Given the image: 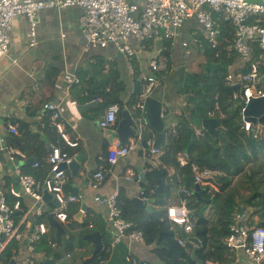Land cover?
<instances>
[{"label":"crops","instance_id":"obj_1","mask_svg":"<svg viewBox=\"0 0 264 264\" xmlns=\"http://www.w3.org/2000/svg\"><path fill=\"white\" fill-rule=\"evenodd\" d=\"M249 1L262 2L263 0ZM82 13L83 10L79 6L62 9L45 8L41 10L37 16L38 41L35 46L29 45L28 35L31 24L28 18L24 15H18L13 22L10 31V50L6 55L0 58V158L5 173L2 187L4 188L7 184V178L12 176L14 180L12 188L14 190H20L18 177L16 175V166L19 165V161L17 164L16 161L11 160L9 153L10 147L7 144L10 135L14 134L9 131L10 125H17L19 133L20 131L21 133L26 131L28 127L30 128V145L37 153H32L27 159L20 161L27 162L30 158H35L38 166H36V163H26L22 167H25L24 170L29 172V174L31 172L39 173L41 177L38 179L43 180L51 175V167L47 158L53 148H61L64 152H67L71 158L84 152L85 156H82V167L79 171H73L69 167L64 166L68 175L66 192L68 195L78 198L76 201V203H78V210L74 217L75 220L78 223L89 222L103 227V230L97 227L94 231H99L101 233L103 246L105 242H110L111 255L108 261L109 264H159L157 256L153 252V245L131 241L127 238L117 243L113 242L110 235L111 223L109 221V210L107 207L97 203L94 197L96 195L107 196L119 188L120 190H125V195L132 202L134 197H140L139 195L143 189L139 180H137L134 175L131 180H127L126 177L131 173H136L138 176H141V180L143 181L142 175H144L145 180L143 182H145L146 169L149 166L148 162L154 164V166H158L161 163V159L159 158V163L155 162V158L151 161L148 160L149 156L143 154L142 149L144 146L140 143L136 151L119 159L114 166H111V169L106 173L105 183L99 189L93 187L95 171L99 169L102 161L107 162L109 147L119 141V139L116 138L111 142V136L114 135V137H116L115 133L121 119V114L117 116L115 125L109 128V130H111L110 133H107V129L101 128L99 121L105 112L96 116L93 110H88V107L96 105L97 102H90L87 104L81 103L82 94L80 91L81 79L79 77V71L81 69L84 71L91 69V65L96 63V60L99 59L117 60L122 72V79L126 81V91L122 98L127 103V100L132 99L131 95L134 93L136 81H142V79L150 73L151 63L154 61L157 62L159 69L164 68L166 63H160L161 56L157 55L159 50L152 54L148 53L147 50H150L156 43H140L136 38H130V41L136 47V54L133 57L122 54L113 44H110L106 48H88V42L79 22ZM217 15L218 16L214 17L217 19L220 27L219 29L221 30L222 21L224 22L227 20L223 15ZM228 23L233 28L235 36L234 26L230 22ZM199 36L207 37L198 20L194 17L183 25L177 37L171 39V46L169 49L172 50L171 55L173 58L172 75L164 81L163 85H159L153 93L154 97L163 101L166 127L175 128L179 123V115L182 112H187L184 98L177 93L180 85V73L183 70H189L187 67L181 69L183 65L181 60L186 54H183V48L186 47V44L193 42V45L198 49L197 46L199 42L197 38H199ZM157 43L160 48L161 43ZM230 48L235 51L233 44L230 45ZM160 49L162 50V48ZM165 49H167L166 46ZM198 52L200 51L198 50ZM262 53L264 54L263 51ZM178 56L179 64L177 61ZM157 58H159V61ZM245 68L246 64L238 54V61L230 68L227 78L228 83L229 79H236L238 73L243 74ZM178 70L179 77L177 75ZM136 73L140 74L137 80L135 79ZM175 75H177L178 80L174 78ZM75 78L79 80L76 81ZM49 101L61 103V121L64 126V131L70 140L77 142L76 146L69 145L63 138V135L52 124L51 126L53 127L46 125V117H44V114L48 112L42 111V103ZM39 108H41L40 111H36V109ZM126 108L134 115V108ZM202 122L200 124L201 126L197 127L201 130L203 129ZM254 125L255 129H259V124ZM263 130L264 127H262L260 132ZM155 139L156 137L154 138V142ZM160 156L161 153L159 154V157ZM181 156L187 158L188 154L182 153L179 157ZM251 167L252 166L248 165L244 169V173L233 177L231 188L236 200L241 204H244L245 200H247L251 194L255 193V191L249 188L253 180L257 182L256 185L258 189L264 192V155L261 156L258 162L254 163V167L257 170L253 171ZM194 190L195 185L192 187V191ZM203 193L204 197L201 196ZM201 195L200 198L202 202L210 199L207 197L206 191H202ZM23 196L28 209H30L34 201L28 196ZM43 201L44 202H38L37 207H42L46 211L56 208L51 202ZM261 208L262 207H259L257 210V207L253 205L244 204L241 210L234 211V216H238L243 224L252 228L258 225L259 222L262 221L261 219L264 218V212L261 211L260 213ZM207 211L208 210H206V212ZM253 214L258 224L250 225L249 220ZM32 222V216H28L24 219L25 238H28L33 231ZM63 227L67 231V234L61 236H69L68 227L64 225ZM102 232H104L105 235L102 234ZM74 233V235L79 234V229H75ZM88 233L91 232H87L84 235ZM1 239L0 237V241ZM85 241H87V243H85L84 248L78 247L77 244V251L73 256L68 257L69 260L67 264L73 262L84 264L83 260L87 256L86 253H89L91 250L94 255L95 244L89 240ZM25 243L26 240L24 243H20V249L14 250L13 254L25 253ZM130 256H132L131 259ZM226 258L229 261L223 264L250 263L249 259L245 256L231 250L226 254ZM37 260L49 264V260L53 259L47 258L43 253H39ZM54 264L63 263L54 262Z\"/></svg>","mask_w":264,"mask_h":264},{"label":"trees","instance_id":"obj_2","mask_svg":"<svg viewBox=\"0 0 264 264\" xmlns=\"http://www.w3.org/2000/svg\"><path fill=\"white\" fill-rule=\"evenodd\" d=\"M214 16L218 15L214 14ZM217 40L218 44L213 46L207 37L199 36L197 38L199 42L197 47L204 55L205 63L198 72L183 70L180 73V85L177 91L185 100L187 112H182L179 115V123L175 128L166 127L165 142L160 150L161 163L154 166L148 162L146 181L139 180L143 189L139 196L143 199H153L154 211L149 213L143 208H136L125 195V190L122 189L119 193L118 205L122 209L123 217L133 223V230L141 231L144 234L146 245H153V252L156 254L159 264L226 263L229 261L226 254L230 250L225 240L231 232L234 211L241 210L242 206L247 204L257 207V210L262 207L260 213L264 212V192L258 189L256 181L253 180L249 186L255 193L251 194L244 204L236 200L231 188L233 177L244 173V169L248 165L252 166L253 171L257 170L254 163L264 155V130L258 134H256L255 128L250 131L245 130L243 103L239 98H235L236 92L228 83L230 68L238 61V54L230 48L234 42V30L227 21H222ZM170 46L171 39L166 42L167 49L160 50L158 54L160 56L164 54L166 60V66L156 71L159 80L158 86L163 85L164 81L172 75L173 58ZM253 55L255 59L260 60V74L264 76V54L257 43L253 45ZM157 59L159 61V58ZM139 75L135 74L136 80ZM79 77L81 79V103L97 102L96 105L88 107V110H93L96 116L103 114L110 105L115 103L120 106L118 115L126 107L134 108L135 116L139 114L136 108L140 102L143 85L147 83V77L142 79L140 91L132 93V99L127 100V103L122 98L126 91V81L122 79V72L117 60H96V63L91 65V69L86 71L81 69ZM260 86H264L263 81ZM40 109H36V111H40ZM212 112L213 116L219 120L220 133L210 137L205 134L197 135L196 128L203 119L210 118ZM44 115L46 125L51 126V114L45 113ZM202 131L205 132L203 129ZM29 133L31 131L28 127L22 133L20 131L19 134L10 135L7 141L9 147L19 148L26 153V157L21 160L27 159L32 153H37L30 145ZM156 136L157 131L148 125L142 143L146 144L149 137ZM182 153L188 154L183 165L179 161V156ZM16 159L18 160V157ZM21 168L26 172L25 167ZM109 168L111 169V165L108 161H102L96 171ZM170 169L174 171L172 176H170ZM196 169L219 172V179L224 185V192L216 196H212L206 189L207 197L214 199L218 210L217 220L214 216V220L207 219L203 214L201 198L199 200L192 193L189 196L191 200L189 206L196 222L192 235L200 239L202 247L189 241H186L185 246L181 245L179 243V237L183 238L181 230L167 217V207L184 197L185 190L191 191L196 184L194 182ZM30 174L36 178L41 177L37 172ZM135 178L138 180L137 176ZM6 183L4 189L7 202L13 205L17 197L11 194L14 183L12 176L7 178ZM201 196L204 197V193ZM20 200L23 210L15 215L17 221L21 219L28 208L24 197H21ZM195 204H197V210ZM77 210L78 203L71 202L68 220L62 223L68 227L69 236L57 238L54 228L49 227V232L34 243L36 252L43 253L47 258H52L55 263L67 264L68 257L76 253L77 244L78 247L84 248L87 241L83 240V235L94 231L99 226L89 222L78 223L74 218ZM48 214L49 211L45 210L44 214L37 218V221L48 224ZM261 220L258 225L264 226V218ZM24 227L25 225L23 229ZM99 228L103 230V227ZM75 229H79V234L74 235ZM102 234L105 235L104 232ZM110 246V242L107 241L97 254L93 255V251H89L86 253L87 256L83 263L109 264ZM17 249H20V243L12 240L0 253V264H9L13 257V251Z\"/></svg>","mask_w":264,"mask_h":264},{"label":"built area","instance_id":"obj_3","mask_svg":"<svg viewBox=\"0 0 264 264\" xmlns=\"http://www.w3.org/2000/svg\"><path fill=\"white\" fill-rule=\"evenodd\" d=\"M79 6L83 13L80 16V25L88 42V48H106L110 44L117 47L122 54L133 57L136 54V47L130 38H136L140 43L148 40L160 42V48L164 49L169 39L179 35L183 25L192 18H196L201 25L207 38L213 46L218 44L220 27L214 13L223 15L235 29L233 48L240 55L248 69L247 74L238 73L236 79H229V84L239 85L235 98L242 103H248L252 98L264 97V86H260V60L255 59L252 54L254 43L264 52V0L262 2H251L249 0H0V58L10 50V31L13 22L18 15H24L31 24L29 32V45L37 44V16L45 8H66ZM158 63H151V71L147 76V83L143 85L140 102L137 106L138 113L135 117L138 134L127 144L120 141L115 142L108 149L107 161L114 166L119 159L136 151L138 145L144 140V132L149 125L146 100L152 95L159 80L156 75ZM76 81L79 80L75 78ZM43 112L50 113L52 125L63 135V138L71 146L77 142L70 140L61 121L62 105L60 102H46L42 107ZM244 111V108H243ZM120 112L118 104L110 105L99 121L103 129H109L115 125ZM210 115H214L213 112ZM164 116V114H163ZM245 118V117H244ZM245 130H253L251 121L244 119ZM262 130L256 129L257 133ZM9 131L19 134L17 125H10ZM197 135H203L200 128H196ZM143 154H153L155 162L159 163V151L154 148V139L149 137L143 147ZM10 158L16 163L26 157L23 150L10 147ZM18 157V160L16 159ZM71 157L61 148L55 147L49 154L47 161L51 167V175L41 180L34 175L23 172L20 165L16 166L20 190L11 189L17 200L13 205L8 204L6 191L2 187L4 182L3 163L0 158V253L12 241L25 243V253H14L12 259L15 264H45L37 260L39 253L36 252L34 243L43 235L49 232V226L45 222H38L37 218L44 214L42 207H37L38 202H44V193L53 194L59 207L50 210L61 222L68 220V210L71 202L78 200L76 196L68 195L66 186L68 175L63 165L70 162ZM180 163L185 164V157H179ZM20 162V161H19ZM18 164V163H17ZM38 166V163H36ZM109 169L98 170L94 176L93 187L99 189L106 181V173ZM194 182L202 188L208 189L212 196L222 194L224 185L219 180V172L209 169L195 170ZM174 173L170 172V176ZM131 173L126 177L131 180ZM138 180L141 176H137ZM120 189L113 193L102 196L96 195L94 200L109 210V221L111 223L110 235L114 243L127 238L131 241L146 243L144 234L141 231L133 230V223L123 217L122 209L118 205ZM191 191L185 190V196L177 204L167 208V217L179 226L181 233L192 236L196 222L189 207L188 196ZM28 196L34 201L33 206L23 213L17 221L15 215L23 210L21 197ZM206 216V213L204 214ZM32 216L33 231L28 238L24 236V219ZM233 223L231 232L226 237V244L229 250L237 252L249 259V264H264V226L256 225L252 228L243 224L238 216L232 214ZM186 239L179 237V243L186 245ZM71 264H77L75 262ZM82 264V263H81ZM145 264V263H143ZM209 264H221L210 262Z\"/></svg>","mask_w":264,"mask_h":264},{"label":"water","instance_id":"obj_4","mask_svg":"<svg viewBox=\"0 0 264 264\" xmlns=\"http://www.w3.org/2000/svg\"><path fill=\"white\" fill-rule=\"evenodd\" d=\"M247 73H248V69L245 68L243 70V74L245 75ZM262 81L264 83V76H262ZM141 86H142L141 80L136 81L134 93H138L140 91ZM231 87L233 90H235V92L239 90L238 84L233 85ZM146 102L149 112L148 114L149 124L157 131L154 147L158 150H161L166 138V132H165L166 122L163 117L164 104L162 100L154 97V95L148 96ZM242 105L244 108L245 120L251 121L254 124L259 123L264 127V97L252 98L248 103H243ZM218 125H219V120L217 118L204 119L202 122V126L206 130L205 135L207 137L218 135L220 133V130L218 129ZM136 126L137 123L134 118V115H132L129 109L127 108L123 109V111L121 112V119L116 129V133H115L116 137H114V135L111 136V142L114 139L118 138L121 143L127 144L131 137L136 136L138 134V130ZM110 131L111 130L107 129V133L108 132L110 133ZM82 156L83 157L85 156L84 152L72 157L70 162H66L63 166L69 167L73 171H79L82 167L81 165ZM26 163L35 164L36 159L30 158V160H28L27 162L20 161L19 165L22 167ZM142 178L144 181L145 180L144 175H142ZM202 191H206V189L202 188L199 184H195L194 195H196L199 200ZM43 198L45 202H51L52 204L55 205V207H59V202L53 194L49 192H45ZM204 202L213 203L214 199L210 198L209 200H204ZM132 203L134 204L135 207L144 208L148 212L154 211L153 199L145 200L140 197H134L132 199ZM48 224L50 227L55 228L57 237L67 234V231L63 227L62 222H60L57 219V217L53 212L48 214ZM182 237L186 238L187 241L189 242L195 243L198 247L203 246L202 242L197 236H187L185 233H182ZM83 240H89L95 244L94 254H97L103 246V238L99 231H94L84 235ZM15 263L16 261L12 259L9 264H15ZM49 264H54V261L49 260Z\"/></svg>","mask_w":264,"mask_h":264},{"label":"rangeland","instance_id":"obj_5","mask_svg":"<svg viewBox=\"0 0 264 264\" xmlns=\"http://www.w3.org/2000/svg\"><path fill=\"white\" fill-rule=\"evenodd\" d=\"M145 42L156 43V45L151 47L150 50H147L149 54H152V53L156 52L157 50H159L158 51V54H159L161 49L158 47V43L156 41L148 40V41H145ZM184 48H183V54L184 53H186V54L183 56V58L181 60L182 63H183L181 69H184L185 67H187L192 72H198L202 68L203 64L205 63L204 55H202L200 52H198V49L196 48L195 45H193V42L186 44V47H184ZM164 49H162V50H164ZM177 61H178V64H179V56H178V60ZM160 63H166V60L164 59V54H162L161 57H160ZM177 75L179 77V70L177 71ZM177 75H175V77H174V78H176V80H178L177 79L178 78ZM199 126H201V125H199ZM197 204H195L196 210H197ZM201 207L204 210L203 214L206 213L207 219L214 220V218H215L217 220V217H218L217 211L218 210L216 208L215 203L203 202V203H201ZM206 210H208V211L206 212ZM213 216H214V218H213ZM249 224L250 225L258 224L256 222V220H255V215L254 214L250 217Z\"/></svg>","mask_w":264,"mask_h":264},{"label":"clouds","instance_id":"obj_6","mask_svg":"<svg viewBox=\"0 0 264 264\" xmlns=\"http://www.w3.org/2000/svg\"><path fill=\"white\" fill-rule=\"evenodd\" d=\"M147 76H148V75H147ZM147 76H146V77H147ZM261 81H262V79H261ZM141 82H142V81H141ZM232 86H233V85H232ZM157 87H158V85L155 87V89H156ZM153 93H154V91H153ZM153 93H152V95H153ZM146 105H147V102H146ZM134 110H135V109H134ZM147 110H148V107H147ZM135 111H136V110H135ZM148 114H149V112H148ZM163 114H164L163 117H164V119H165V110H164ZM213 114H214V113H213ZM243 114H244V111H243ZM135 117H136V116H134V118H135ZM244 117H245V116H243V123H244V119H245ZM210 118H215V117L211 115ZM148 120H149V119H148ZM252 123H253V122H252ZM257 124H259V123H257ZM149 125H150V124H149ZM259 125H261V124H259ZM253 126H254V123H253ZM261 126L263 127V125H261ZM136 128H137V127H136ZM254 128H255V126H254ZM203 130L206 131L204 128H203ZM247 131H248V130H247ZM204 134H205V132H204ZM204 134H203V135H204ZM134 137H136V136L131 137L130 140H131L132 138H134ZM152 138L154 139L155 137H152ZM130 140H129V141H130ZM129 141H128V142H129ZM154 144H155V142H154ZM142 145L145 146L146 144H143V143H142ZM154 148H155V147H154ZM155 149H156V148H155ZM157 150H158V149H157ZM158 151H159V153H160V150H158ZM141 153H142V150H141ZM146 156H149V159H148V160H153V159H154V155L151 154V153L148 154V155H146ZM63 167H64V166H63ZM171 170H172V169H170V172H171ZM135 174H136V173H135ZM136 175H137V174H136ZM137 176H138V175H137ZM205 189H206V188H205ZM191 193L194 194V191L191 190ZM190 195H191V194H190ZM211 195H212V193H211ZM181 198H182V197H181ZM181 198H180V199H181ZM145 200H146V199H145ZM188 200H189V203H190L189 196H188ZM179 201H180V200H178L177 203H179ZM177 203H174V204H177ZM172 205H173V204H172ZM169 206H170V205H169ZM169 206H168V207H169ZM168 207H167V208H168ZM189 207H190V206H189ZM191 210H192V209H191ZM60 222H61V221H60ZM192 236H193V235H192ZM185 239H186V238H185Z\"/></svg>","mask_w":264,"mask_h":264}]
</instances>
